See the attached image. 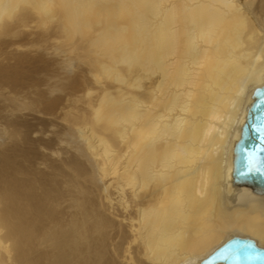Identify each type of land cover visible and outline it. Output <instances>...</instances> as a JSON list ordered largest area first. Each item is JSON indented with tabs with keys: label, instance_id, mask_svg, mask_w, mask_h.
<instances>
[{
	"label": "bare ground",
	"instance_id": "6f19581e",
	"mask_svg": "<svg viewBox=\"0 0 264 264\" xmlns=\"http://www.w3.org/2000/svg\"><path fill=\"white\" fill-rule=\"evenodd\" d=\"M263 86L264 0H0V264L264 248L232 177Z\"/></svg>",
	"mask_w": 264,
	"mask_h": 264
},
{
	"label": "water",
	"instance_id": "95a60500",
	"mask_svg": "<svg viewBox=\"0 0 264 264\" xmlns=\"http://www.w3.org/2000/svg\"><path fill=\"white\" fill-rule=\"evenodd\" d=\"M233 181L264 192V86L254 91L240 139L234 148ZM264 264V248L232 238L201 264Z\"/></svg>",
	"mask_w": 264,
	"mask_h": 264
},
{
	"label": "rangeland",
	"instance_id": "374dc122",
	"mask_svg": "<svg viewBox=\"0 0 264 264\" xmlns=\"http://www.w3.org/2000/svg\"><path fill=\"white\" fill-rule=\"evenodd\" d=\"M29 25H31V26H29V27L31 28L30 30H32V29L35 27V28L32 30V31H33L32 33H33V34H34V33H37L39 30L41 31V29L38 28V27H37L38 29H36V26L33 25L32 23L29 24ZM32 26H33V28H32ZM29 27H27V28L20 27L19 35L17 34L16 36L10 38V40H12V42H15V41L17 42V39H18V42H21V43L24 41V40H22V38H23V39H27V38H29L28 40H32V39H33V38H32V35H31L32 33H31V31H30V33H29V30H28ZM21 29H22V30H21ZM35 29H36V32L34 31ZM23 31H24L25 34L23 33ZM26 32H28V33H26ZM20 33H21V34H20ZM22 33H23V34H22ZM27 34H28V35H27ZM29 34H30V35H29ZM18 36H21V37L23 36V37L20 38V37H18ZM25 36H26L27 38H26ZM13 38H17V39H13ZM20 39H21V40H20ZM31 50H32V48H31ZM32 51H34V48H33ZM5 60H6V59L1 60V61L3 62V64H5V63L8 64V63L12 62L11 60L9 61L8 59H7L6 61H5ZM2 62H1V63H2ZM26 113H30V112L26 111ZM27 118H29L30 121H32V122L35 123V120H34V119H31V118H33L31 115H29V116L27 115ZM39 128H40V129H39ZM36 130H37V132H39V133H41V132L43 131V129H41L40 126H37V129H36ZM1 150H2V147H0V151H1Z\"/></svg>",
	"mask_w": 264,
	"mask_h": 264
}]
</instances>
